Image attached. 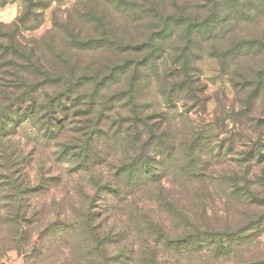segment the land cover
<instances>
[{
	"label": "trees",
	"instance_id": "16d2710c",
	"mask_svg": "<svg viewBox=\"0 0 264 264\" xmlns=\"http://www.w3.org/2000/svg\"><path fill=\"white\" fill-rule=\"evenodd\" d=\"M104 1L119 12L139 15L138 19H157L161 25L136 26V33L128 39L104 26V19L94 13L90 16L98 24L93 27L98 35L80 38L64 26L69 48L80 52L104 49L115 57L102 70L88 73L87 67L77 68L50 42L44 44L53 56L48 61L40 60L32 49L18 42L16 38L27 29V18L37 17L32 11L41 7L43 0H24V12L12 26L0 31V223H7L11 230L5 242L15 243L18 232L10 225L18 227L25 220V207L19 205L24 197L38 191L43 174L50 173L53 165H65L66 173L76 177L81 203L70 223H59L60 233H81L88 247L100 254L106 249L100 235L111 228L101 221L107 212L96 210L94 194L136 205L144 195L153 196L150 188L155 185H159L155 197L166 211L147 216L145 223L135 228L148 240L142 252L132 248L130 263L165 264L203 254L218 261L254 245L264 233V102L257 106L259 100L264 101V68L252 78L231 80L232 89L241 95L234 120L236 131L213 130L218 122L198 125L186 108L187 102L198 104L202 100L191 65L193 47L214 45L223 39L231 30L226 25L245 17L250 0H204L207 14L201 20L162 17L150 0H144L148 8L135 0ZM6 3L0 0V7ZM174 35L178 41L175 45L181 46L173 48L171 43L172 54L164 57L168 52L164 45ZM255 51H264L263 41L242 39L221 52L220 58L224 63ZM150 75L165 107L157 111L139 104L138 83ZM85 85L91 89L87 94L82 92ZM110 85L116 87L109 95L113 106L107 108L106 96L100 91ZM179 102L183 104L180 110L176 107ZM27 122L33 129L31 139L18 135ZM46 144L53 149L47 161L37 153ZM33 155H38L34 166L39 176L34 181L27 171ZM240 165H245L242 172L237 170ZM173 169L180 170L184 185L202 183L205 174L222 175L221 185L213 189L227 199L219 213L233 218V224L221 229L203 225L189 213L173 208L161 185L172 176ZM85 177L93 197L83 193L81 181ZM202 216L204 212L199 218ZM177 225L181 227L179 233L172 232ZM54 226L46 225L41 231L56 233ZM124 257L118 255L116 260ZM244 264H264V259L249 258Z\"/></svg>",
	"mask_w": 264,
	"mask_h": 264
},
{
	"label": "rangeland",
	"instance_id": "374dc122",
	"mask_svg": "<svg viewBox=\"0 0 264 264\" xmlns=\"http://www.w3.org/2000/svg\"><path fill=\"white\" fill-rule=\"evenodd\" d=\"M135 1L138 4L144 3V8L150 7L144 0ZM150 2L156 6L162 17L172 15L201 20L207 14L204 0H150ZM240 3L243 4L244 1ZM247 3L248 7L245 10L247 14L242 19L226 25L231 26V30L223 39L214 45H196L190 56L191 65L195 70L194 79L199 82L202 90V100L198 104L187 102L186 108L191 110L189 116L201 126L218 122L213 130L218 127L222 128L221 132H234L238 129V124L234 120L237 118L236 113L239 112L241 95L232 89L231 80L239 82L242 76L252 78L257 71L264 68V51H255L256 53L252 52L246 57L228 59L224 63L220 58L221 52L238 40L258 38L264 42V0H250ZM254 4L256 7H253ZM24 6V0H7L6 5L0 7V31H5V27L13 25L12 23L24 12ZM32 12L37 14V17L30 15L27 18L25 22L27 29H23L16 38L18 42L23 47L32 49L40 60L47 61L52 60L53 56L44 44L50 42L57 53L69 58L71 63H76L77 68L87 67L88 73L93 72L94 69L96 71L104 69L107 64L115 61V57L104 49L80 52L69 48L65 42L64 26H68L80 38L98 35V31L95 32L93 28H97L98 24L97 22L95 24L90 16L94 13L104 19V26L128 39L130 34L136 33V26L161 25L157 19H138L139 15L129 16L125 12H119L104 0H43V5L33 9ZM175 41L177 35L173 36L170 43L164 45L168 51L164 57L172 54L170 52L172 45L173 48L181 46V44L175 45ZM222 63L225 67H222ZM152 79L154 77L150 75L138 83L139 104L157 111L165 107L156 93L157 89ZM115 87L110 85L100 91L106 96L104 103L107 104V108L113 106L109 95L110 92L115 91ZM82 89L84 94L91 90L90 85H85ZM263 102L262 99L259 100L257 106ZM182 105V102L177 103V109L180 110ZM22 131L26 134L24 132L21 134ZM18 132V135L25 139H31L33 136L31 135L33 129L28 122L20 127ZM219 135L223 136L222 133ZM52 150V147L46 144L38 149L37 153L47 161L52 157ZM38 155H33L30 159L31 170L27 169L32 181L39 179L34 166V158L36 159ZM244 167L245 165H240L237 170L242 172ZM66 168L65 165H53L50 173L43 174V181L38 184V191L27 194L28 197H24L22 204L17 202L25 207L26 216L20 226L10 225L18 232L15 243L5 242L4 239L10 237L11 230L7 223H0V264H111V260L116 261L114 264H127V262L132 264L129 262L132 248L137 252L145 249L147 238L140 237L138 235L140 233H137L135 228L145 223L150 215L155 217L160 210L166 211L165 206H159V201L155 197L154 192L159 185L151 186L153 196L149 193L144 195V199L139 200L136 205L112 202V198L106 194H94L96 210L107 212L101 221L107 229L111 228L110 231L105 230L100 235L99 240L106 245L105 252L100 254L94 251L93 247H88L89 243L81 233L68 230L60 233L59 223L61 225L64 221L70 223L81 203L79 189L76 188V177L69 176ZM172 172V176L161 185L168 197V203H172L173 208L189 213L190 218L203 225L221 229L233 224V218L227 219L225 218L227 216L219 213L223 208L222 205L227 203V199L220 197L217 194L219 191L213 189L221 185L222 175L205 174L206 179L201 180L202 183L190 182L184 185L183 181H180L183 180L180 170L173 169ZM81 182L84 184L83 193L93 197L94 192H91L90 187L87 186L88 177L83 178ZM203 212L205 216L201 219L199 217ZM118 218L120 219L117 221ZM99 222L97 220L96 224ZM53 224L56 225L54 226L56 233H51L49 229L46 232L41 231L46 225L50 227ZM261 226L264 228V223ZM175 228L172 232L179 233L181 227L177 225ZM119 229L123 231L120 232ZM118 255L125 256L124 258L127 256V259L122 258L118 261L116 260ZM203 255H194L192 258L179 257L178 261L175 259V262H165V264H244L249 258L264 259V233L254 245L251 244L247 249L243 248V251L237 252L232 257L214 261L212 256Z\"/></svg>",
	"mask_w": 264,
	"mask_h": 264
}]
</instances>
